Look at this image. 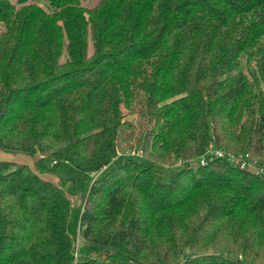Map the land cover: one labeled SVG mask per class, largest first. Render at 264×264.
I'll list each match as a JSON object with an SVG mask.
<instances>
[{
  "label": "trees",
  "instance_id": "1",
  "mask_svg": "<svg viewBox=\"0 0 264 264\" xmlns=\"http://www.w3.org/2000/svg\"><path fill=\"white\" fill-rule=\"evenodd\" d=\"M84 1L0 0V150L84 176L0 164V264H264V175L196 165L264 166V0Z\"/></svg>",
  "mask_w": 264,
  "mask_h": 264
},
{
  "label": "rangeland",
  "instance_id": "2",
  "mask_svg": "<svg viewBox=\"0 0 264 264\" xmlns=\"http://www.w3.org/2000/svg\"><path fill=\"white\" fill-rule=\"evenodd\" d=\"M12 2H15L16 0H11ZM99 0H85L84 1V6H86L87 8H92L93 6H95L98 3ZM30 3H37L39 4L41 7H43L46 10L50 9V6L47 2V0H30ZM6 27L4 26V24L0 23V35L6 30ZM66 56V54H65ZM64 59V58H63ZM242 70L246 73L247 69L244 66V64L242 65ZM123 111L128 114V111L123 108ZM136 143H133L131 145H129V147H127L125 150L121 151V154L125 155V156H137L136 154L139 152L141 153V151L139 150V148L135 147ZM140 156H142V153L140 154ZM178 163H174L173 165L175 166ZM57 175L60 178V182L61 179L64 181H67L68 183H75L76 186H80L83 182L84 176L74 167H72L69 164L63 163L62 165L59 166L58 170H57ZM95 177L97 176V174L94 175ZM70 185V184H69ZM72 196V195H71ZM75 197V204L74 206H76L77 204L80 203L79 199L77 196H73ZM81 237L78 234V238L76 241V245L81 243ZM115 264H130V263H125V262H120L117 261Z\"/></svg>",
  "mask_w": 264,
  "mask_h": 264
},
{
  "label": "built area",
  "instance_id": "3",
  "mask_svg": "<svg viewBox=\"0 0 264 264\" xmlns=\"http://www.w3.org/2000/svg\"><path fill=\"white\" fill-rule=\"evenodd\" d=\"M140 154L141 153L138 152L136 157H141ZM216 159H223L240 171L264 175V166L258 165L256 159L253 158L250 153L235 154L217 147L214 143H210L204 155L196 162V165L204 167Z\"/></svg>",
  "mask_w": 264,
  "mask_h": 264
},
{
  "label": "water",
  "instance_id": "4",
  "mask_svg": "<svg viewBox=\"0 0 264 264\" xmlns=\"http://www.w3.org/2000/svg\"><path fill=\"white\" fill-rule=\"evenodd\" d=\"M1 163L23 165L28 167L30 171L39 179L52 184L53 186L64 192L66 197L71 201L72 203L71 206L72 207L74 206L75 197L71 196L67 192V190L60 185V178L57 175L51 173H44V174L38 173V171L35 168L34 160L31 156H27L25 154H20V153L18 154L6 153L0 150V164Z\"/></svg>",
  "mask_w": 264,
  "mask_h": 264
}]
</instances>
